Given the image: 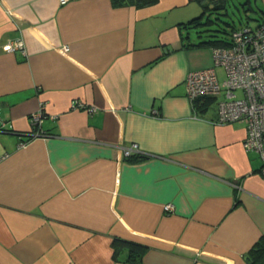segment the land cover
<instances>
[{"label":"crops","instance_id":"1","mask_svg":"<svg viewBox=\"0 0 264 264\" xmlns=\"http://www.w3.org/2000/svg\"><path fill=\"white\" fill-rule=\"evenodd\" d=\"M192 4L0 0V264H130L114 239L144 246L141 264H247L264 176L244 125L186 97L211 66L186 45Z\"/></svg>","mask_w":264,"mask_h":264},{"label":"built area","instance_id":"2","mask_svg":"<svg viewBox=\"0 0 264 264\" xmlns=\"http://www.w3.org/2000/svg\"><path fill=\"white\" fill-rule=\"evenodd\" d=\"M69 1L58 0L60 5ZM22 48V43L17 41L5 45L3 50L13 52ZM64 50L67 51V47ZM217 66L224 69L222 81L215 72ZM184 84L186 97L192 105L198 99L211 98L217 101L219 123L244 125V149L258 155L260 173L264 176V22L255 27L244 26L234 30L230 46L212 48L211 66L189 71ZM75 106L88 112L95 111L94 107L80 103ZM42 120L41 112L31 115L30 122L38 129L33 136L41 135ZM4 125L2 122L1 127ZM122 155L130 158L133 155L143 156V153L136 144H131L122 150ZM164 209L172 211L173 207L166 204Z\"/></svg>","mask_w":264,"mask_h":264},{"label":"trees","instance_id":"3","mask_svg":"<svg viewBox=\"0 0 264 264\" xmlns=\"http://www.w3.org/2000/svg\"><path fill=\"white\" fill-rule=\"evenodd\" d=\"M197 3L200 6V14L189 20L187 26L193 30L195 39L186 44L191 48H225L231 44V34L234 30L244 27V25H237L233 17L227 10L228 0H189ZM245 16L250 19L253 14L258 26L264 22V8L261 5H252L250 0H240ZM158 0H111L114 7H135L145 8L156 4ZM258 10H257V9ZM261 11L260 15L258 14ZM240 14V11H239ZM211 98H203L195 101L194 109L196 112H201L205 109L207 102ZM201 102V103H200ZM200 103V104H199ZM142 156L136 158H128L129 160H139ZM114 248V257L121 250L127 252L125 261L130 264H141L142 255L146 248L134 242L114 239L112 242ZM247 264H264V238L259 239L245 255Z\"/></svg>","mask_w":264,"mask_h":264},{"label":"rangeland","instance_id":"4","mask_svg":"<svg viewBox=\"0 0 264 264\" xmlns=\"http://www.w3.org/2000/svg\"><path fill=\"white\" fill-rule=\"evenodd\" d=\"M192 5H193V7L197 8V14L193 17V18H195V17H197L200 14L201 9H200V6L197 3H195V2H193ZM252 5L255 7V5L253 3V0H252ZM260 7L264 8V4H262ZM227 10H228L229 14L233 17V19L235 20V22H236V24L238 26L242 24L244 26L255 27L257 25V21H256V19H254V17L257 16V15L253 14L252 15L253 17L248 19L245 16V12L243 10V6L241 5V1L240 0H228ZM239 11H240V14H239ZM260 13H261V11H259L258 14L260 15ZM193 37H194V33H193ZM208 51H209V49H208ZM210 53H211V49H210ZM215 72L217 74V77H218L219 81H222L223 78H224V69H223V67H221V66L215 67ZM237 94H240V92H237ZM215 106H216L215 102H212V104L210 105L208 110L209 111H213Z\"/></svg>","mask_w":264,"mask_h":264}]
</instances>
